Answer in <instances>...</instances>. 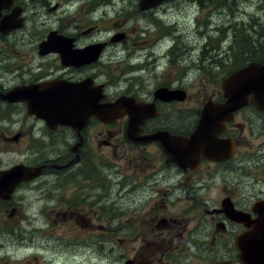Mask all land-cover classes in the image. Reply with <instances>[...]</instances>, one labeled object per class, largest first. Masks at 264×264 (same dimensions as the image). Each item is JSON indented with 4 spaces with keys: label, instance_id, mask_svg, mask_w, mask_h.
Returning <instances> with one entry per match:
<instances>
[{
    "label": "flooded vegetation",
    "instance_id": "af4514ba",
    "mask_svg": "<svg viewBox=\"0 0 264 264\" xmlns=\"http://www.w3.org/2000/svg\"><path fill=\"white\" fill-rule=\"evenodd\" d=\"M227 1L193 0L194 3L203 5L206 2L216 8L218 2H222L220 5L234 6V10L245 3L256 13H264V0ZM107 2L13 0L10 8L1 11V20L17 10L23 27L7 34L0 33V95L18 88L52 85L71 89L75 99L86 97L87 101V92L100 86L105 96L102 103L114 102L118 98L127 102L131 100L137 105L136 111L141 118L152 116L141 126L140 138L166 131L171 136L189 139L197 130L206 107L220 106L227 101L224 91L226 79L251 63L264 64L263 42L256 46L245 38L249 47L243 50L246 42L234 36L229 52L242 61L235 63L232 72L227 70L233 64L226 67L217 61V57H210L204 47L198 58L200 65L196 68L198 78L194 81L187 77L175 80L171 62L159 64V57L150 55L145 59H135L128 75L133 78L151 75L159 84L152 88L136 84L111 94L109 80L102 82L99 75L107 76L102 72L108 68L106 57L117 54L118 47L128 35L121 32L125 37L116 43L112 41L113 36H100L103 30L97 24L91 25L94 10L102 8ZM140 3L141 0L137 6L139 15L154 14L163 5L141 11ZM94 5L97 8L92 9ZM53 13L57 20L51 17ZM42 17L45 20L40 25L38 19ZM32 21L37 24L31 25ZM66 21L67 24L64 23ZM257 34L264 38L262 30ZM50 37L57 41L58 48L41 51V45ZM177 40L187 47L188 53H192L189 42L183 39L182 34H178ZM59 48L65 50L67 58L64 59ZM94 51L96 60L87 57ZM208 60L211 62L205 65ZM178 74L183 75V71ZM160 90L164 92L160 94ZM174 91H180L178 95L181 94L183 99L173 98V94L169 93ZM27 107L25 101L8 102L0 97V121L8 125L0 129L4 141L26 138L31 144L28 149H34L36 145H47V139L60 133L66 136L64 132L69 134L71 141L68 157L55 163L22 164L32 168L44 166L41 177L55 164L63 166L76 159L77 163L66 171L82 165L85 160H90L88 155L93 154L95 145L98 151L102 152L105 148L110 156L118 157L120 171L115 175L118 179L120 213L127 217L125 219L134 220L127 238L128 245L133 240L142 242L136 256L129 259L132 264H148L143 259L148 249L150 260L155 264H222L220 259L211 258L192 262L201 250L218 251L222 257L230 252L231 256L235 255V264H244L240 250L261 246L262 243L258 242L262 237L257 229L264 227V110L257 108L251 100L228 119L209 125L198 148L184 149L180 155L172 151L168 155L159 141H131L127 134L129 115L111 123L91 117L79 132L77 127L66 125L51 129L45 120L30 115ZM16 108H22L25 113L21 124L18 116L11 113ZM18 124L17 134H12L17 131L15 127ZM101 160L104 166L109 165L108 156ZM107 194L102 198H109ZM125 243L124 239L120 240L122 246L127 245ZM185 259L187 263H182Z\"/></svg>",
    "mask_w": 264,
    "mask_h": 264
},
{
    "label": "rangeland",
    "instance_id": "374dc122",
    "mask_svg": "<svg viewBox=\"0 0 264 264\" xmlns=\"http://www.w3.org/2000/svg\"><path fill=\"white\" fill-rule=\"evenodd\" d=\"M107 1L102 8L94 10L91 25L97 24L103 30L100 36L104 38L121 32L128 35L117 54H109L105 59L108 68L102 72L108 77L99 75L102 82L109 80L111 94L136 84L145 88L159 84L151 75L143 78L128 75V69L137 58L158 56L159 64L171 62L175 80L187 77L194 81L199 76L196 68L200 65L198 58L204 47L210 57H217V61L226 67L233 64L227 70L232 72L235 63L242 61L229 52L234 36L246 42L243 50L249 47L245 38L252 45L253 42L256 46L260 42L264 44V38L257 34L262 30L264 36V13H256L245 3L234 10V6L220 5L222 2H218L216 8L206 2L201 5L193 0H169L154 14L139 15V0ZM72 12L74 16L75 10ZM51 17L57 20L55 13ZM44 20V17L38 19L39 24ZM33 24L37 22L32 21ZM56 25L60 24L56 21ZM178 34L189 42L192 53L177 40ZM210 62L208 60L205 65ZM181 71L183 75L178 74ZM11 113L18 116L21 124L24 110L16 108ZM19 124L12 134H17ZM3 126L8 125L0 121V129ZM64 133L66 136L60 133L47 139V145H36L34 149H28L31 144L26 138L6 142L0 136V170L23 163H55L68 157L71 141L69 134ZM88 156L90 160L70 171L52 167L38 181L20 187L11 200H0V264H127L136 256L141 240H133L129 245L127 240L134 220L125 219L127 217L120 213L115 173L120 171L121 163L105 148L98 151L96 145L93 154ZM106 156L109 165L104 166L100 161ZM108 191L111 193L107 194ZM106 194L109 198H102ZM121 239L127 245L122 246ZM147 251L144 261L155 264ZM225 254L226 257H222L221 252L201 250L192 262L211 258L220 259L222 264L236 263L235 255ZM187 261L182 260V263Z\"/></svg>",
    "mask_w": 264,
    "mask_h": 264
},
{
    "label": "water",
    "instance_id": "95a60500",
    "mask_svg": "<svg viewBox=\"0 0 264 264\" xmlns=\"http://www.w3.org/2000/svg\"><path fill=\"white\" fill-rule=\"evenodd\" d=\"M167 1L141 0L140 10L147 11ZM12 3L13 0H0V33L7 34L23 27L22 19H18L20 13L17 10L1 20V11L10 8ZM123 39L124 34H118L112 41L120 42ZM57 45L58 43L54 37H50L47 42L41 45L40 50L48 51L51 48H58ZM58 50L63 53L64 59L68 57L63 48ZM95 54L96 51H94L93 55L88 54L87 57L91 56L93 60H96L97 56ZM79 56L82 55L79 54ZM224 91L227 101L220 106L212 105L206 107L197 130L189 139L171 136L166 131H160L140 138L141 126L152 116L141 118L136 111L137 105L122 98L115 102L101 103L105 96L100 86L95 87L92 92L91 90L87 92L86 96H89L87 101L86 97L81 99L78 96L75 99L72 96L71 89L55 88L52 85L18 88L4 96L0 95V97L8 102L25 101L28 105V113L45 120L51 129L59 125H66L77 127L80 132L91 117H97L102 122L111 123L124 115H129L130 121L127 134L131 141L141 143L159 141L168 155H171L172 152L180 155L184 149L198 148L199 142L209 125L219 124L228 119L234 111L248 104L250 100L257 108L264 110V65L252 63L235 72L224 82ZM163 92L164 90H160L159 93L162 94ZM179 92L168 93L173 94L175 99H183L181 94L178 95ZM75 163H77V160L73 159L65 166L54 165L53 167L69 168ZM43 168L44 166L32 168L20 164L8 170H0V199L4 201L10 200L21 184L40 177L43 174ZM257 230H259V234L262 237L261 242L258 243L262 244L256 249L240 250V258L244 264H264V227H258ZM127 264H132V262L129 261Z\"/></svg>",
    "mask_w": 264,
    "mask_h": 264
}]
</instances>
